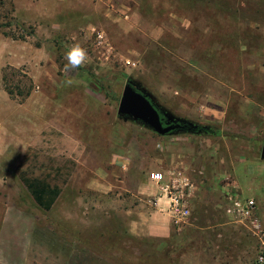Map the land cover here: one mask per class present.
<instances>
[{
    "label": "rangeland",
    "instance_id": "1",
    "mask_svg": "<svg viewBox=\"0 0 264 264\" xmlns=\"http://www.w3.org/2000/svg\"><path fill=\"white\" fill-rule=\"evenodd\" d=\"M7 23L0 144L7 131L8 143L25 134L29 146L0 155L2 264H260L264 0H0ZM75 44L88 60L65 71ZM128 81L215 135L159 136L124 121L117 111ZM172 169L189 179L192 222L175 227L168 217L164 242L131 237L126 215L144 206L141 183ZM22 179L60 192L50 211ZM229 197L255 202L258 236L213 218Z\"/></svg>",
    "mask_w": 264,
    "mask_h": 264
},
{
    "label": "crops",
    "instance_id": "2",
    "mask_svg": "<svg viewBox=\"0 0 264 264\" xmlns=\"http://www.w3.org/2000/svg\"><path fill=\"white\" fill-rule=\"evenodd\" d=\"M0 129H1V127H0ZM7 136H8V133L6 131V136L4 137V138H6V142L4 143V146H1V144H0V155L1 156H11V154H13L16 149L17 150H23V152H25V149H23V148H27V146H29V143H25V142L21 141V139H23V137H25V134H24V136L19 137L17 139L14 138L13 141L10 143L7 142ZM3 151H4V153L1 154ZM23 154H25V153H23ZM127 163H128L127 159L122 158L120 156L115 157V165H117L118 167L125 169ZM172 172H174V169L169 170L167 174H170ZM160 173H162V172H160ZM167 174H164V175H167ZM186 179H188V178H186ZM147 180L148 181L142 182L140 187H139V194L142 196L143 195L145 196V200L143 201L144 202V206H143L144 209L142 208V210H138V203H136L134 206V210H129V212H127L128 215H126L127 217H126V224H125L126 227L125 228H126L128 234L133 238L150 237L152 239L156 238V240L158 242H160V241L164 242L163 236L159 235V233L164 232V230L168 231L169 233L172 232L171 227L169 228V226H171V223L169 220L170 215L168 213L169 202H168L167 198L161 194L159 187L149 180V176H148ZM22 181H23V183H25L23 179H22ZM188 181H189V179H188ZM148 182L150 183L149 185H147ZM143 183H145L146 185H143ZM26 189L28 190L29 194H31L29 189L27 188V186H26ZM137 195H138V188H137ZM59 198H60V193H59V196L57 197L55 203L58 201ZM229 199H233V198L229 197ZM229 199H226L227 203L224 207L225 209L222 208L223 212H217V211L214 212L215 214H214L213 218L217 219L221 216L223 218H227L229 223L232 224V222L230 221L231 218L226 214V208L229 206V202H228ZM237 199L239 200V198H236L233 200H237ZM55 203H54V205H55ZM193 209H194V205H193V207L191 206L192 212H191V216L187 222L188 225H189L190 221L192 220ZM208 220H210V218ZM194 221H196V219H194ZM171 222L175 227H177V225H175L173 223L172 219H171ZM226 225H228V223H225V226ZM217 226H220V225H217ZM193 227H195V226H193ZM179 230L180 229H178V231ZM169 233H165L166 238L170 237ZM165 242H167V241H165ZM2 258L4 259V257L0 256V259H2ZM0 264H2L1 261H0ZM7 264H10V263H7ZM173 264H178V263L174 262Z\"/></svg>",
    "mask_w": 264,
    "mask_h": 264
},
{
    "label": "built area",
    "instance_id": "3",
    "mask_svg": "<svg viewBox=\"0 0 264 264\" xmlns=\"http://www.w3.org/2000/svg\"><path fill=\"white\" fill-rule=\"evenodd\" d=\"M149 180L159 187L163 196L169 202L168 213L173 223L177 226L186 225L190 216V193L191 185L180 172H172L164 175L160 172H151ZM226 214L240 223L253 235L258 236L261 232V223L257 217L256 205L252 199L233 200L229 199ZM259 263H264V257L259 258Z\"/></svg>",
    "mask_w": 264,
    "mask_h": 264
},
{
    "label": "water",
    "instance_id": "4",
    "mask_svg": "<svg viewBox=\"0 0 264 264\" xmlns=\"http://www.w3.org/2000/svg\"><path fill=\"white\" fill-rule=\"evenodd\" d=\"M117 114L124 121H133L149 129L159 136H168L174 132L186 131L185 126L173 120V125L163 126L160 113L147 94L128 81L123 88ZM261 160H264V141L261 150Z\"/></svg>",
    "mask_w": 264,
    "mask_h": 264
},
{
    "label": "trees",
    "instance_id": "5",
    "mask_svg": "<svg viewBox=\"0 0 264 264\" xmlns=\"http://www.w3.org/2000/svg\"><path fill=\"white\" fill-rule=\"evenodd\" d=\"M11 27V23H7V24H0V30L2 29H6V28H10ZM147 94V93H146ZM148 98L153 102L154 106H156V108L159 111V106L157 105V103H155L154 99L148 95ZM164 114L165 117L168 119V117L166 115H168L171 119H173L174 121H176L177 123H182L183 126H185L186 128V133H191V134H197V135H215V132L208 126H198V125H194L188 121L185 120H181V119H177L175 117H173L172 115H170L167 111L161 109ZM171 120V121H173ZM175 133H181V132H174ZM25 185L27 186V188L29 189L35 203L44 211L48 212L52 209L57 197L59 196V191L55 188V189H51L48 185H46L45 183L41 182V181H26Z\"/></svg>",
    "mask_w": 264,
    "mask_h": 264
},
{
    "label": "clouds",
    "instance_id": "6",
    "mask_svg": "<svg viewBox=\"0 0 264 264\" xmlns=\"http://www.w3.org/2000/svg\"><path fill=\"white\" fill-rule=\"evenodd\" d=\"M64 59L67 61L64 65L65 71L78 69L87 62V51L79 44H75L65 53Z\"/></svg>",
    "mask_w": 264,
    "mask_h": 264
},
{
    "label": "flooded vegetation",
    "instance_id": "7",
    "mask_svg": "<svg viewBox=\"0 0 264 264\" xmlns=\"http://www.w3.org/2000/svg\"><path fill=\"white\" fill-rule=\"evenodd\" d=\"M162 108H159V113H160V117H161V120H162V124L163 126H168V125H173V124H176V123H173V121H170L168 120L166 117H165V114L164 112L161 110ZM179 124V123H178ZM182 125V123H181ZM177 132V131H176ZM184 132V131H182Z\"/></svg>",
    "mask_w": 264,
    "mask_h": 264
}]
</instances>
